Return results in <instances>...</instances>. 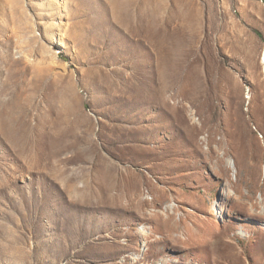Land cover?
Listing matches in <instances>:
<instances>
[{"label":"rangeland","instance_id":"1","mask_svg":"<svg viewBox=\"0 0 264 264\" xmlns=\"http://www.w3.org/2000/svg\"><path fill=\"white\" fill-rule=\"evenodd\" d=\"M264 0H0V264H264Z\"/></svg>","mask_w":264,"mask_h":264},{"label":"bare ground","instance_id":"2","mask_svg":"<svg viewBox=\"0 0 264 264\" xmlns=\"http://www.w3.org/2000/svg\"><path fill=\"white\" fill-rule=\"evenodd\" d=\"M264 64V62H262ZM264 216V215H263Z\"/></svg>","mask_w":264,"mask_h":264}]
</instances>
